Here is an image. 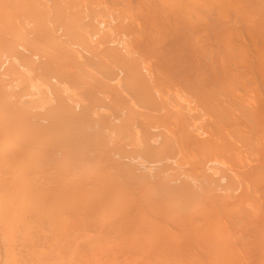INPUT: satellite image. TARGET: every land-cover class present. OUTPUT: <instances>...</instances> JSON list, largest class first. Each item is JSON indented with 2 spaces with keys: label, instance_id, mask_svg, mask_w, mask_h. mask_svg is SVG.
Masks as SVG:
<instances>
[{
  "label": "bare ground",
  "instance_id": "6f19581e",
  "mask_svg": "<svg viewBox=\"0 0 264 264\" xmlns=\"http://www.w3.org/2000/svg\"><path fill=\"white\" fill-rule=\"evenodd\" d=\"M55 1L0 0V55L4 51L13 55L8 64L10 72H17L26 64L33 66L35 61H30L33 64L26 62L29 61L28 56L39 58L42 69L52 71L53 66H58L64 61L62 57L69 59H65L66 62L73 63V67L76 68L73 56L78 51L77 47L85 52L84 56H87V59L84 61L92 62L89 65L94 64L105 77L102 78L103 76L99 74L97 76H100L101 80H98V77L96 81L95 68L93 69L94 80L87 78L90 79L88 80L90 84L94 82L89 88L95 89L91 95H96L94 94L98 90L96 88L105 91V88L99 87L101 84L109 89V95L105 97L108 103L100 104L102 100L99 101L96 96L92 99L93 103L97 101L99 105L112 110L109 116L111 122L107 119L111 124L107 123L106 126L109 125L107 130L118 136H115L117 137L115 141L112 140L113 144L109 140L113 146H111L113 153L109 149L111 147H107L111 152L109 154L114 155L117 152L116 154L122 158L117 157L121 161L117 162L116 157L113 159L112 155L111 159L110 155H107L105 160L108 164L110 162V166L106 165L102 160L109 150L105 148L107 152L100 153L103 159L100 157L99 162L103 166H108L113 174L119 172L124 177V182L119 190L116 188L114 190L111 186L113 184L103 185L101 178H105L106 174L103 170L107 172L108 168L101 166L99 168L102 170L96 168L99 170L97 172L103 171L104 174L100 172L103 174L101 176L99 173L101 178L94 180L92 178L91 183L89 176L93 172L90 170L89 175L84 174L88 180L84 175L83 177L77 174L87 180L88 184H92L93 190L89 184V187L87 186L89 191L86 188L84 191L83 187L81 189L83 191L74 196L63 193L50 194L53 195L54 201L47 204L43 198L46 197V191H42L46 188L42 187L41 194L38 195L43 202L38 200L33 204L21 203L20 211L10 213L8 210L14 211L17 207L14 205L13 197L10 199V203L14 201L11 205L0 208V264H264V0H57V3ZM58 3L61 5L58 6ZM52 13L58 17L56 22L52 21L57 24L60 19L61 24L60 22L58 24L62 25L61 27L58 25L60 29L57 28V34L47 24L52 23L50 21L54 18L50 16ZM82 21L84 25L81 29ZM19 22L32 31L26 35L27 30L21 29L22 25ZM56 36L72 40L70 43L73 44V48L76 46V51L69 48L71 44L68 45L66 40L64 44L61 43L62 46L67 44L68 47L65 46L69 50L75 51V55L74 51L73 55L70 54L72 60L66 55L62 56V48L65 46L57 44L59 38L56 41ZM17 38L20 42L16 41ZM80 56L84 59L83 54ZM80 56L78 55V58ZM66 62L64 61L62 65H67ZM2 63L0 69L4 67L6 60ZM84 64L85 62L81 63V66ZM77 66L79 67V64ZM3 67L0 71L4 70ZM63 68H60L61 72L65 70L70 73L72 71V75L73 72L76 73L70 66L68 70ZM87 69L91 68L86 67ZM68 72L66 76L69 77ZM72 75L71 77H74ZM79 75L78 71L79 81L83 78L84 84H87L86 77ZM75 77L78 81L77 75ZM49 79L47 77L48 82ZM102 79L108 80L106 83L103 81L107 85H103ZM95 81L97 86L101 81L98 87ZM57 82L62 84L64 81ZM81 82L77 84L84 85ZM72 83L75 84L74 81ZM53 86H56L55 83ZM99 92L98 94L102 95ZM3 94L1 97H4ZM89 94L87 92L86 97L93 98ZM45 96L46 93H43L39 98ZM53 99L55 100V97ZM64 101L67 102L68 99ZM66 102L63 104L67 105ZM70 106L72 105L67 107L69 112L65 114L68 118L69 113H72V109L69 110ZM73 107L75 106L71 108ZM12 108L14 117L15 114L20 116L14 111L15 107ZM97 108L96 106L95 109ZM57 110L59 111L58 108ZM31 113L27 114L26 119L30 117L32 120ZM62 113L64 112L61 111L60 114ZM8 114L10 117L11 113ZM24 115L26 113L23 114L25 118ZM55 115L57 119L60 116ZM49 116H45L48 122L49 118L54 119V115ZM9 117L7 119H14L12 116L13 119ZM84 119L81 122L84 123ZM72 120L76 121L73 117ZM52 121L56 120H51L49 124L47 122L49 126H46L49 130L51 128L50 133L54 135L56 132L52 134L55 131V125L53 129L51 126L54 123ZM14 122L18 123L17 119ZM37 122L34 123L37 125ZM31 123L33 124L29 121L28 124ZM100 125L105 127L103 123ZM21 126L20 130L23 129V133L27 134L29 129L23 128L25 125ZM38 126L40 127V124ZM62 127L59 125V128ZM37 129L38 131L35 129L33 132L40 133V128ZM14 131L20 132L17 129ZM27 142L31 144L29 147L24 142L27 149L35 148V144L33 146L31 141ZM139 143H142L141 147ZM138 148L147 154L148 161L141 163L129 156ZM29 150L17 151L19 154L26 153L28 161L29 159L32 161L29 154L34 151L31 150L29 153ZM59 152L64 154L66 150L63 152L60 149ZM23 153L20 154L21 157ZM92 153L95 154V151ZM52 155L53 153L50 155V162H53ZM88 158H85L84 164H90L83 169L89 167L96 156L93 158L90 156L91 160ZM124 158L127 164L137 165L138 161V164L144 167L158 170L160 173L158 180L168 184L165 191L168 190L169 196L155 198L152 196L154 185L142 181L132 183L134 172L132 174L131 170L134 165H129L132 168L124 165L122 162ZM33 159L35 160V157ZM37 161L39 162L36 159L32 168L36 167ZM44 164L45 166L41 165L46 168L49 161ZM75 165L78 166L74 163L73 166ZM80 166L77 168L78 171L82 167ZM54 169L61 170L56 167ZM42 170L44 171V168ZM94 170L93 168L92 171ZM35 171L33 172L36 173ZM45 171L44 174L48 177L57 173V171L53 173L55 170L52 173L51 170L49 173L48 170ZM61 172L63 175L58 174L59 177H56V174L53 176L54 179L57 178L58 181L60 178L66 179L64 174L67 177V172L64 173V169ZM106 175L108 177V172ZM51 178L52 175L47 181ZM22 186L24 185L19 186L20 190ZM33 186L32 189L30 186L25 188L35 194L40 192L36 193ZM1 187L3 190L8 188L6 185ZM58 189L61 190L59 187ZM28 191L21 193L26 194ZM110 191L128 197L123 200H115L117 199L115 197L111 204V200H107L110 198ZM50 192L52 193V190H48L47 195ZM137 193L141 196L136 197L137 199L131 197ZM86 195L97 200L105 195L104 198L108 201L106 203L114 205L116 209L112 206L113 214L105 213L104 216V213L101 214L104 212L101 203L94 198V202L90 201ZM72 197L73 201L70 200ZM169 197L175 199L171 200ZM65 198L69 200L63 201ZM62 201L74 203L65 206ZM25 204L28 205L24 206ZM21 207L24 210L21 211ZM156 208L161 217L156 215V218L152 219L150 214L155 213ZM95 212L99 214L96 219L98 215ZM100 214L103 217H110L106 220ZM92 215L95 216L94 219ZM101 217L104 222L100 221ZM140 217L143 220H140ZM87 218L93 220H86ZM98 218L102 225L98 224ZM94 220L99 226L90 223ZM22 228L23 236H19ZM97 229L100 232L96 237ZM44 231L51 235L47 237L40 234ZM89 231H93L94 236ZM85 232H89V236H93L92 239L88 238L87 233L85 237ZM86 238L89 240H85Z\"/></svg>",
  "mask_w": 264,
  "mask_h": 264
},
{
  "label": "rangeland",
  "instance_id": "374dc122",
  "mask_svg": "<svg viewBox=\"0 0 264 264\" xmlns=\"http://www.w3.org/2000/svg\"><path fill=\"white\" fill-rule=\"evenodd\" d=\"M55 3H57V0L55 1ZM62 3V2H61ZM57 5V4H56ZM61 4H59L58 3V6H60ZM58 6H55V8L56 7H58ZM54 8V9H55ZM52 11V10H51ZM50 16H52V17H54V18H51ZM50 16H49V19L48 20H50V18H51V20L50 21H52V20H54L55 22H56V20H58V17L57 16H55V13H52V15L50 14ZM57 17V19H55ZM54 21H52V23L50 22H48L47 24H48V27L51 29V30H53L56 34H57V32H58V27L60 26L58 23L60 22V24H61V21H60V19H59V21L57 22V24L54 22ZM84 23V21H82L81 23H80V28L82 29L83 28V24ZM19 24H20V22H19ZM20 25H22V24H20ZM19 25V26H20ZM59 25V26H58ZM24 26H26L25 24H24ZM24 26L22 25V26H20L21 27V29H23L24 31H26V35H28V33H30L31 31H29V29H28V26H26V28H24ZM62 26V25H61ZM60 26V27H61ZM82 26V27H81ZM23 27V28H22ZM60 27H59V29H60ZM79 28V29H80ZM58 38H59V42L57 43V44H59V45H61L62 46V44H64L65 43V40H66V43L68 44H71V45H69L70 47L69 48H71V50H72V48H73V44L72 43H70L71 41H70V39L69 38H67L66 39V37H58V36H56V41H58ZM55 39V38H54ZM53 39V40H54ZM69 39V40H68ZM69 42H68V41ZM16 41H18V42H20L19 40H18V38H17V40ZM55 41V42H56ZM62 43V44H61ZM67 44H65V45H67ZM64 45V46H65ZM68 45H67V47H68ZM76 45V44H75ZM64 46H62V47H64ZM66 46L64 47V48H62V50H63V55L62 56H65L66 55V57L67 58H69L70 57V59L71 58H73V61L75 62V66H76V68H78V69H76L75 67H73V63H69V61L68 62H66V60H69V59H66L65 57H62L61 55V57L64 59V61L66 62L65 64H67V65H62L63 63H64V61L62 62V63H59V67L57 66V65H55V66H53L54 67V69L51 71V70H47V71H49V72H47L46 70H43L42 68H43V66L41 67L40 66V64H41V60H39V58H37V57H35V56H33V58H30V56H28L27 57V60H29V61H26V62H29L30 63V61L31 60H33V61H35V63H37V64H35L34 63V65L32 66V65H25V67L24 66H22V67H20V69L17 71V72H10V70L8 69V64H9V61H10V59L13 57V55L11 54V52L10 53H8L7 51H4V52H6V53H4V52H2L1 53V55H0V59L1 60H3V61H1V63H0V65L1 64H3L2 62H4L5 60H6V63H4V70H2L4 73H2V71H0V73H2L1 75H2V77H1V75H0V92H2L1 94H3L4 93V91H5V93L3 94L4 95V97L2 98L1 97V94H0V208H3V207H5V206H7V205H11V203H13L14 201H15V203H14V205L15 206H17L16 208H17V210H15L14 209V211H11V210H13V209H10V210H8L10 213L12 212H16V211H20V206H21V203L22 204H24V203H35L36 201H40L41 199H40V194H41V188L42 187H45L46 189L45 190H42V191H46L45 193H46V197H44L43 195H41V196H43V198H44V201L47 203V204H50L51 203V201L53 200L54 201V199H53V195H56V193H63L64 195H67L68 196V194L70 195H72V196H74L75 194H78V193H80V191H83V190H81L83 187V189H84V191H85V188H86V190H88L89 191V186H92V184H90L91 183V181H92V178H93V180L95 179V178H101L100 176H99V173L101 172H97V171H99V170H97L99 167H101V168H103L104 166H103V164L101 163V162H99L100 161V157L103 159V156H101L103 153L102 152H107L106 150L108 149L107 147H111L112 145H110V143H112V140L113 141H115V138L117 139V137H115V136H118V135H116L115 133H111V132H109V130H107V127H109V125L111 124V123H108V120L109 119H111L109 116L111 115V113H110V111L112 112V110L110 109V108H108V107H103L102 105H99V102L97 103V101L95 102V103H93V101H92V99H94V96H96L98 99H99V101H101L100 102V104H102L103 102H104V104L105 103H108V101H107V98L105 99V97H108V95H109V89L107 90V87H105V86H102V84L100 85V83H101V81L100 82H98L99 83V87L101 88V87H103V88H105V91L102 89V90H100L99 88H96V90H97V92L96 93H94V94H96V95H91L92 94V92L95 90L94 88L93 89H89V88H91V86H93L92 84L94 83L93 82V80H94V78L96 79V78H98V80L100 79L101 80V78H100V76H97V75H102L101 74V72H99V69L93 64V65H89V64H92V62H89V61H87V62H89V63H86V61H84L85 60V58L87 59V56H84L85 55V52L83 53L82 52V50H79L78 49V47H77V50L78 51H76V49H75V47L76 46H74V48L73 49H75V51L77 52L76 53V55H75V51H74V55L76 56V58H75V56H71L70 54H72V52L73 51H71V50H69V48H67ZM8 49V48H7ZM7 49H5V50H7ZM80 51V52H79ZM82 52V53H81ZM80 54L82 55L83 54V56H84V59H83V57H81L80 56ZM12 55V56H11ZM27 55V54H26ZM73 55V54H72ZM78 55L80 56V58H78ZM32 57V56H31ZM26 59V58H25ZM37 61H36V60ZM45 60H46V58H44ZM66 59V60H65ZM72 60V59H71ZM70 60V61H71ZM40 61V62H39ZM46 61H48V60H46ZM60 62H61V60H60ZM76 62L79 64V67L77 66L78 64H76ZM83 62H85V64L83 65V66H81V63L83 64ZM43 63H44V61H43ZM42 63V64H43ZM6 64V65H5ZM30 64H33V62H31ZM70 64V65H69ZM26 66H28V67H26ZM30 66V67H29ZM69 66H70V68L73 70V71H75L76 73L74 74V72H73V75H72V71H71V69H69L70 71H71V73L70 72H68V73H70V75H69V77L68 76H66V71L65 70H63L62 72L63 73H65V75L61 72V70H60V68H66V70H68L67 68H69ZM87 68H91V69H87L86 70V67ZM94 66V67H93ZM2 67H1V69H2ZM24 67V68H23ZM32 67V68H31ZM84 67V68H83ZM29 70H28V69ZM63 68V69H64ZM73 68H75V69H73ZM95 68V71L93 70ZM0 69V70H1ZM97 69V70H96ZM6 70V71H5ZM32 70V71H31ZM79 71V73H80V75L79 76H81V77H86L85 79L87 80V84H89V86L87 85V84H84V79L83 78H80V80L81 81H83V82H81V81H79V79H78V71ZM47 72V74L48 73H50V74H46V76L44 75L46 72ZM95 72V77H94V72ZM44 72V73H43ZM93 73V74H90V75H92L91 77H90V75H89V73ZM97 72V73H96ZM99 72V73H98ZM43 73V74H42ZM43 75V78H46V79H41V77H42V75ZM5 75H6V77H5ZM52 75V76H51ZM58 75H59V77H58ZM68 75V74H67ZM71 75L72 76H76L77 75V79H78V81H76V77L74 78V77H71ZM89 75V76H88ZM63 76H64V79H63ZM88 76V77H87ZM103 76V77H102ZM101 77L102 78H105L104 77V75H102ZM4 77V79H2ZM47 77L48 78H50L49 80V82H48V80H47ZM53 77V79H51ZM55 77V78H54ZM94 77V78H93ZM60 78V80H61V78H62V80L61 81H64V82H61L60 80H57V79H59ZM87 78H92L91 80H92V82L93 83H89L88 82V80H90V79H87ZM10 79V80H9ZM55 79V80H54ZM71 79H73L72 80V82L74 81L75 82V84L74 83H72L71 82ZM75 79V80H74ZM107 79V78H106ZM9 80V81H8ZM59 81V82H61L62 84H59L57 81ZM85 80V81H86ZM47 83H46V82ZM52 81V82H51ZM96 81H97V79H96ZM95 81V82H96ZM103 81H105L104 79H102V83H103ZM7 82V83H6ZM46 83V84H44V83ZM55 83V85L56 86H53L54 85V83ZM81 82V84L83 83L84 85H80V84H77V83H80ZM106 82H108V80L107 81H105V83ZM9 83H10V85L11 86H9L8 87V85H9ZM53 85H52V84ZM105 83H103V85H107V84H105ZM48 84V85H47ZM51 84V85H50ZM76 85V87L74 86V85ZM3 85V86H2ZM95 85L97 86V82L95 83ZM6 86V87H5ZM14 88H13V87ZM52 87L51 89L49 88V87ZM79 86V87H78ZM80 86H82L83 88H80ZM88 86V87H87ZM97 86V87H98ZM109 86V85H108ZM3 87V88H2ZM54 87V88H53ZM57 87L59 88V89H57ZM95 87V86H94ZM4 89V90H3ZM26 89H28V90H26ZM57 89V90H56ZM62 89V90H61ZM8 92H7V91ZM22 90V91H21ZM59 90V91H58ZM80 90V91H79ZM83 90H84V92H85V94H87V92H89L90 94V96H93V98L91 97H86V95L84 94V92H83ZM87 92H86V91ZM88 90H90V91H88ZM9 91L10 92H13V93H9ZM31 91V92H30ZM51 91H52V93H51ZM61 91V92H60ZM101 92L102 93V91H104V92H107L108 94L107 95H104L103 93H102V95H100V94H98V92ZM30 92V93H29ZM57 92V93H56ZM99 92V93H100ZM16 93H17V95H16ZM43 93H46V96H45V98L43 97L42 99L41 98H39V95H41L42 96V94ZM62 93H64L63 95H62ZM98 94V95H97ZM53 95V96H52ZM85 95V97H83ZM18 96V97H17ZM64 98H62V97ZM102 96H103V99H102ZM6 97V98H5ZM37 97V98H36ZM53 97H55V100L53 99ZM95 97V98H96ZM5 98V99H4ZM36 99V101H35V99ZM58 98L59 99H61V100H58ZM68 99V101H69V104H68V101L66 102V101H64V100H67ZM16 99V100H15ZM20 99V100H19ZM32 99H34V101L32 100ZM91 99V100H90ZM101 99V100H100ZM20 102H19V101ZM57 100V101H56ZM63 100V101H62ZM97 100V99H96ZM103 100H105V101H103ZM16 101V102H15ZM31 101V102H30ZM19 102V103H18ZM65 102H66V104L67 105H64L65 104ZM89 102V103H88ZM16 105H15V104ZM18 103V104H17ZM55 103L57 104L56 106H55ZM63 104V105H61V106H59L58 104ZM90 103L92 104V105H90ZM31 104V105H30ZM88 104V105H87ZM97 104V105H96ZM69 105H72V106H75V107H73V108H71L72 106H70L69 107V110H71L72 109V113L70 114L69 113V118H68V115H65V114H67L68 112H67V107L69 106ZM81 105V106H80ZM82 105L84 106V109H82ZM89 105H90V108H89ZM18 106V107H17ZM65 106H66V108H65ZM80 106V107H79ZM86 106H87V110H86ZM96 106L99 108H97V109H95L96 108ZM102 106V107H101ZM105 106V105H104ZM12 107H15L14 109V111H16V113L18 112L19 114L18 115H20V116H17V114H15V117H14V114H13V108ZM49 107V108H48ZM60 107V108H59ZM95 107V108H94ZM52 108V109H51ZM57 108L59 109V111H60V109H62L61 111H63L64 113H62V114H60L61 113V111L59 112L58 110H57ZM77 108V109H76ZM101 108H102V110H101ZM20 109V110H19ZM58 111V112H56V110ZM64 109V110H63ZM92 109H93V111H92ZM52 110V111H51ZM99 110H101V111H99ZM12 111V112H11ZM65 111H66V113H65ZM8 112H10L11 113V115H10V117L9 116H7V115H9L8 114ZM32 112V113H31ZM34 112H36V113H34ZM42 113V115L40 116V114ZM52 112V113H51ZM55 112V113H54ZM24 113H26V115H24L25 116V118L23 117V114ZM30 113H31V118H32V120L31 119H26L27 118V114L28 115H30ZM38 113V114H37ZM100 113V114H99ZM37 114V115H36ZM47 115V117L49 116V115H54V116H56V117H54L53 116V118L54 119H51V118H49V122H48V119H47V117H45L46 115ZM55 114H59L60 116L58 117V119H57V115H55ZM85 115V116H82V115ZM40 117H39V116ZM64 115L66 116V118L64 117ZM73 117V119H76V121L75 120H72V117ZM75 115V116H74ZM15 119L16 118V116H17V121H18V123L17 122H14L15 120L12 118V117ZM62 116V117H61ZM92 116V117H91ZM12 118L13 120H9V119H7V118ZM18 117H19V119H20V117H21V119H20V122H19V119H18ZM49 117H51V116H49ZM61 117V118H60ZM75 117V118H74ZM101 117V118H100ZM24 118V119H23ZM63 118H65V119H63ZM79 118V119H78ZM85 118V119H84ZM42 119V120H41ZM56 120V121H52V122H54L53 124H51V126H52V129H53V125H55V128H54V132L52 133V134H54L55 132V134L54 135H51V128H50V130L48 129V127L47 126H49V125H47V122H48V124L50 123V121L51 120ZM61 119H63L64 120V122H63V120H62V122H61ZM84 119V123L83 122H81L82 120ZM97 119V120H96ZM99 119H101V120H99ZM108 119V120H107ZM28 120V121H27ZM37 120H38V122H37ZM60 120V121H59ZM29 121L31 122H33V124L31 123V125L30 124H28L29 123ZM66 121V122H65ZM77 121H78V123H77ZM80 121V122H79ZM106 121V122H105ZM14 122V123H13ZM24 122V124H22V123ZM28 122V123H27ZM34 122H37V125L34 123ZM75 122H76V124H75ZM109 122H111V120H109ZM20 123H21V125H25V126H23V128H26V129H29V130H27L28 132H26V130H25V132L27 133V134H25V133H23L24 131H22V130H20L21 128H22V126L20 125ZM57 123H59V125L62 127V128H59V125L57 124ZM104 124V126L105 127H102V125H100V124ZM109 124L108 126H106V124ZM17 124H18V126H17ZM40 124V127L38 126ZM42 124H44V126L46 127V129H45V127L44 126H41ZM84 124V125H83ZM30 127H29V126ZM47 125V126H46ZM19 128H17V127ZM33 126V128L31 129V127ZM57 126V127H56ZM16 127V128H15ZM40 128V133L39 132H33V131H35V129L38 131V129L37 128ZM44 127V128H43ZM76 127V128H75ZM15 129H17L18 130V132L20 133H17V131H14ZM44 129H45V131H44ZM58 129V130H57ZM63 129H64V131H63ZM30 130H32V132L30 133L29 131ZM42 130L44 131V133H41L42 132ZM46 130H48V131H46ZM84 130V131H83ZM21 131H22V133H21ZM46 132V133H45ZM72 132V133H71ZM17 133V134H16ZM95 133V134H94ZM100 133V134H99ZM104 133V134H103ZM108 133H110V134H108ZM22 134V135H21ZM25 134V135H24ZM29 134V135H28ZM67 134V135H66ZM105 134H106V137H105ZM108 136V137H107ZM111 137L113 138V139H111ZM31 138V139H30ZM110 138V139H109ZM17 139V140H16ZM71 139V140H70ZM75 139V140H74ZM109 140H111V142L109 141ZM27 141H31L32 142V145L34 146V144L37 146V148H36V146H34L35 148H30L31 150H33L32 152L33 153H30V151L31 150H29V149H27L26 147H25V145H24V142H25V144L27 145V146H29V147H31L30 145V143H28ZM35 143H34V142ZM52 141H55V142H52ZM110 142V143H109ZM28 143V144H27ZM56 143V144H55ZM58 143V144H57ZM71 143H73V144H71ZM21 144V145H20ZM113 144V143H112ZM140 144V147L142 146V143H139ZM22 145H24V147H22ZM74 145H75V148H74ZM102 145V146H101ZM110 145V146H109ZM19 147H21V148H19ZM28 147V148H29ZM60 147V148H59ZM77 147V148H76ZM113 147V146H112ZM112 147L111 148H109L111 151H112ZM25 150H29V156H30V158H32V161H31V159H29V161H28V156H26L25 157V155H26V153L24 154L23 152L25 151ZM58 148V149H57ZM64 148V149H63ZM95 149V150H89V149ZM105 148H107L106 150H105ZM18 149H21V151L23 150V155H24V157H23V155H22V157H21V155L20 154H22V153H18ZM35 149V150H34ZM54 149V150H53ZM55 149H57V150H55ZM60 149L63 151V152H65V150H66V152L64 153V154H62L61 152H59L60 151ZM75 149H77L78 151H76ZM104 149V150H103ZM108 149V150H109ZM87 150H89V152L87 151ZM98 150V151H97ZM110 150H109V152H107V154H105L104 156V159L102 160V161H105L106 162V158L108 157L107 155H110L109 153H111L110 152ZM20 151V152H21ZM72 151V152H71ZM87 153H86V152ZM91 151V152H90ZM95 151V154H93L92 152H94ZM114 151H115V149H114ZM15 152H17V154H14ZM116 152V151H115ZM155 152H156V150H155ZM53 153V159H52V161L53 162H50L51 161V154ZM57 153V154H56ZM100 153H102L101 155H100ZM112 153H113V151H112ZM117 153V152H116ZM116 153H114V155H113V159H115L114 157H116V161L118 162V161H120L117 157H119L120 159H122L121 157H120V155L119 154H116ZM32 154L34 155V156H32ZM48 154V155H47ZM58 154H60V155H58ZM62 154V155H61ZM17 156V157H15V156ZM57 157H56V156ZM112 155H110V158H111V156ZM116 155V156H115ZM46 156V158L44 159V157ZM48 156V157H47ZM90 156H91V158H93L94 156H96V158L98 157L99 158V160H98V158L96 159V158H94V159H92V161L93 160H95V161H93V162H95V163H93V162H91L92 164L89 166V167H87L88 168V170H87V168H84L83 169V167H86V165L87 164H90V163H87L86 165L84 164V163H86V159L85 158H87V157H89L88 159H90ZM129 156H131V157H134V160H138L139 162H141L142 163V161H148V157H147V154L144 152V151H142V149L141 148H138V150L136 151V152H134V154H131V155H129ZM10 157V158H9ZM28 157V158H27ZM35 157V160L37 159V160H39V162L37 161L36 162V167H34V168H32L33 166H34V164L33 163H35V160L33 159ZM50 157V158H49ZM55 157V158H54ZM9 158V159H8ZM14 158L16 159L17 158V160H14ZM21 158V159H20ZM24 158H26V159H24ZM50 159V160H46V159ZM84 158V159H83ZM109 158V159H110ZM8 159V160H7ZM14 162H12L11 160ZM18 159H20V160H18ZM24 159V160H23ZM87 159V161L88 162H90L89 160ZM112 159V158H111ZM27 161V164H26V161ZM41 160H42V162H41ZM44 160V161H43ZM91 160V159H90ZM108 160V159H107ZM15 161H16V163H15ZM31 161V162H30ZM46 161H47V163H48V161H49V164L47 165V166H49V167H47L46 166V168L45 167H43V165L45 166V164L44 163H46ZM82 161V162H81ZM112 161V160H111ZM138 161H136V164L137 165H134L135 163H130V164H127L128 162H127V160L124 158V161H122L123 163H124V165H126L127 167H130V166H133L134 165V168H133V170H135V171H133V170H131L132 172V174H133V172H134V174H133V176H132V179H131V182L133 183V181H135L134 183H136V181H142V182H146V183H148V184H152V185H154V190L152 191L153 193H152V196L153 197H155V198H164V197H167V196H169V194H168V190H166L165 191V188H168L167 186H168V184H165L164 182H160L158 179H159V177H160V173H159V171L158 170H155L154 168H147V167H144V166H142V165H140V164H138L139 162ZM31 164H33V165H31ZM78 162V163H77ZM100 164H102V165H100ZM121 162V161H120ZM9 163V164H8ZM43 164V165H41V164ZM78 164V166H80L81 168H80V170L78 171L77 170V168H78V166H73V164ZM79 163H81L80 165H79ZM11 164V165H10ZM40 164V165H39ZM106 165H109L110 166V162H109V164L106 162L105 163ZM133 164V165H132ZM29 165V166H28ZM83 165H85V166H83ZM94 166V167H92L91 168V166ZM100 165V166H99ZM130 165V166H129ZM138 165H139V168H138ZM28 166V167H27ZM38 166V167H37ZM41 166V168H39ZM96 166V167H95ZM98 166V167H97ZM137 166V167H136ZM142 166V167H141ZM56 167L57 169L58 168H61V170L60 171H57L56 169H54V168ZM62 167H63V169H64V173H66L67 172V177L65 176V174H64V178H66V179H64V178H62V179H64V180H61V178L59 179V181L61 180V182H59L58 180H57V178H55L57 181H55V179H54V177L56 176V174H57V176L56 177H59L58 176V174H60V175H63V173L61 172V171H63V169H62ZM108 168V166H105V169H107ZM26 168V169H25ZM29 168H31L33 171H35L36 173H34L33 171L32 172H30V170L31 169H29ZM44 168V171L42 170ZM49 168V169H48ZM74 168H76V169H74ZM93 168L95 169L94 171H92L93 170ZM97 168V169H96ZM101 168H99L100 170H102ZM130 168H132V167H130ZM143 168V169H142ZM40 169L43 171V173H42V171H40ZM52 169H54L55 170V172H53L54 170H52ZM92 169V170H91ZM137 169V170H136ZM13 170V171H12ZM27 170H29V171H27ZM37 170H39L40 172H38ZM45 170H48V172L47 173H49V171L51 170V173L53 172V173H56V171H57V173L55 174V176L53 175V174H51L52 175V178H51V180H48L47 181V179H49L50 177H51V175H49V177L47 176V174H44V173H46V171ZM84 170H86V171H84ZM91 172H93V173H90V171ZM128 170H130V169H128ZM16 171V172H15ZM21 171V172H20ZM75 171V172H74ZM76 171H78V172H76ZM81 171V172H80ZM83 171V172H82ZM87 171H88V173H87ZM97 172V174H96V172ZM106 174H107V172H108V177H106L107 175L105 174V178H108V179H105L104 177L103 178H101L102 179V184L103 185H105V183H109L110 185L111 184H113V185H111V186H113L114 187V190H115V188L116 189H118L119 190V187L123 184V179H124V177L119 173V172H115L116 174H113V172L112 171H109V168L107 169V172L105 171V170H103ZM102 171V172H103ZM18 172H20V173H18ZM58 172H61V173H58ZM85 172V173H84ZM101 172V173H102ZM104 172H103V174H104ZM13 173V174H12ZM18 173V174H17ZM25 173V174H24ZM37 173H40L41 175H37ZM89 173H90V175L91 176H89V177H91L90 179L91 180H89L90 181V185L87 183V180L89 179L88 177H87V175H89ZM101 173H100V175H101ZM27 174H29V175H27ZM77 174H81L82 176L84 175V174H87V175H84L83 177L84 178H86L87 180H85V179H83V177L81 176H78ZM94 174V175H93ZM102 174V175H103ZM27 175V176H26ZM31 175H33V176H31ZM35 175V176H34ZM45 176V178H42L43 176ZM101 175V176H102ZM23 176H25V177H23ZM38 178H37V177ZM40 176H41V178H40ZM47 176V177H46ZM54 176V177H53ZM112 176V177H111ZM34 177H36V178H34ZM62 177V176H61ZM69 177V178H68ZM111 177V178H110ZM27 179V181H28V183H27V181H26V179ZM30 178V179H29ZM32 179V180H31ZM34 179V180H33ZM109 179H111V181L109 182L108 180ZM43 180H45V181H43ZM56 182H54V181ZM4 181V182H3ZM47 181V182H46ZM86 181V182H85ZM88 181V182H89ZM1 182H3V184L1 183ZM30 182V183H29ZM112 182V183H111ZM7 183H9V184H7ZM21 183V184H20ZM26 183V184H25ZM63 183V184H62ZM87 183V184H86ZM19 184V185H18ZM39 184H41V185H39ZM2 185H6V186H8V188H7V190H5V188H4V190L2 189ZM21 185H24V186H22V188H21V190H20V187H21ZM32 185H34L33 187H35V188H33V190L34 189H36L35 190V192L37 191H40V192H36L37 194H35L34 192H30L31 190H29L28 191V189H26L25 187L27 186V188H30ZM89 185V186H88ZM107 185V184H106ZM20 186V187H19ZM30 186V187H29ZM36 186H41V187H39V190H37L38 189V187H36ZM88 186V187H87ZM108 186V185H107ZM111 186H108V187H111ZM160 186V187H159ZM19 187V188H18ZM24 187V188H23ZM58 187L59 188H61V190H59L58 189ZM65 187V188H64ZM73 187V188H72ZM113 187H111V189L113 188ZM92 188V189H91ZM25 189V190H24ZM30 189H32V187L30 188ZM43 189V188H42ZM90 189L91 190H93V186L92 187H90ZM28 191V193L26 192V194H23V193H25V192H23V191ZM48 190H52V193L50 192V193H48L49 195L50 194H53V195H50V196H52L51 197V199H50V196L49 195H47V192H48ZM21 191L23 192V193H21ZM63 191V192H62ZM68 192V193H67ZM93 191H91V193H92ZM21 193V194H20ZM34 193V194H33ZM44 193V194H45ZM83 193H86V192H83ZM110 198H107V200L109 199V200H111L110 201V203L112 202V199L114 200V198L116 197L117 199H115V200H120V199H124L125 197H128V196H126V195H120V194H118V193H113V192H111L110 191ZM169 193H170V191H169ZM23 194V195H22ZM39 194V195H38ZM42 194H43V192H42ZM90 194V193H89ZM93 194V193H92ZM95 194V193H94ZM38 195V196H37ZM70 195V196H71ZM85 195V194H84ZM91 195V194H90ZM97 195V194H96ZM96 195H95V197H96ZM106 195V194H105ZM102 196L101 198H100V200L98 201L96 198H94V197H92V198H90L89 197V195H88V197H87V195L85 196V197H87V198H90L89 200L90 201H93V198L95 199V201H97V202H100L101 203V205H102V207H103V209L102 210H104V212L102 211V215H103V213H104V216H105V213H111V214H113V211H111V209H113L112 208V206L114 207V205H112L111 206V204H113V203H106V202H108L107 200H105V198H106V196ZM92 196H94V195H92ZM139 196H141L139 193H137L135 196H131V197H135V199H137L136 197H139ZM13 197H15L14 198V201L13 202H11L10 203V199L12 200L13 199ZM105 197V198H104ZM46 198V199H45ZM47 198H48V201H47ZM87 198H83V199H86V201L88 202L89 200H87ZM104 198V199H103ZM67 199L68 198H65V199H63V201L65 200V202L67 201ZM73 199V197L70 199L71 201H73L72 200ZM92 199V200H91ZM169 199H171V200H174L175 199V197H169ZM43 200V199H42ZM41 200V201H42ZM69 200V199H68ZM78 200V199H77ZM121 200V201H122ZM62 201V202H63ZM67 202V203H65V202H63L62 204L64 205L65 204V206L66 205H70L72 202ZM74 201H76V200H74ZM79 201V200H78ZM43 202V201H42ZM94 202V201H93ZM114 202V204H115V201H113ZM117 202V201H116ZM28 203V204H29ZM30 203V204H31ZM74 203V202H73ZM72 203V204H73ZM99 203V204H100ZM121 203V202H120ZM27 204V205H28ZM52 204V203H51ZM61 204V205H62ZM88 204V203H87ZM2 205V206H1ZM26 204L24 205V206H27ZM117 205H119L118 203H117ZM108 207V208H107ZM22 208V207H21ZM115 209H116V207H114ZM22 210H24L23 208L21 209V211ZM157 210H158V208H156V209H154V211H155V213H152V214H150V218H156V215L157 216H159V212H157ZM114 212H115V210H114ZM98 216H94L95 217V219L97 218V217H99V214L97 213V212H95ZM94 214V213H93ZM96 214H94V215H96ZM100 214V215H101ZM101 215V216H102ZM94 217H93V215H92V218L94 219ZM103 217V216H102ZM102 217L100 218V221L101 220H103L104 218L106 219H108L109 217H103V219H102ZM159 217H161V216H159ZM92 218H87L86 220H90V219H92ZM92 219V220H93ZM106 219V220H107ZM140 220H143L141 217H140ZM95 221V222H94ZM93 221V223L92 222H90L91 224H94V225H97V224H95L96 223V220H94ZM97 221H99V218H98V220ZM99 221V222H100ZM105 220H103V222H104ZM98 222V224H101V222L99 223ZM102 225V224H101ZM97 226H99V225H97ZM23 229V228H22ZM40 231H41V229H40ZM97 231H98V233H97ZM23 232H24V229H23V231L21 230L20 231V234H19V236H23ZM42 232V231H41ZM40 232V234H44V235H47L46 233H48V232H46L45 233V231H44V233H41ZM90 232V231H89ZM88 232V233H89ZM93 232V231H92ZM92 232H90V233H92ZM99 230L97 229L96 231H95V236H96V234L98 235L99 234ZM87 232H85V234H86ZM87 233V234H88ZM50 235H51V233H49ZM48 234V235H49ZM84 234V236L85 237H87V234L85 235ZM93 234V236H94V233H92ZM48 235H47V237H48ZM49 235V236H50ZM81 236V235H80ZM93 236H89V234H88V238H90L91 237V239H92V237ZM97 237V236H96ZM99 237V236H98ZM95 238V237H94ZM82 239H83V237H82ZM96 239V238H95ZM85 240H89V239H85Z\"/></svg>",
  "mask_w": 264,
  "mask_h": 264
}]
</instances>
